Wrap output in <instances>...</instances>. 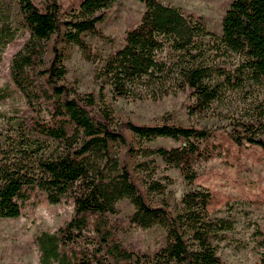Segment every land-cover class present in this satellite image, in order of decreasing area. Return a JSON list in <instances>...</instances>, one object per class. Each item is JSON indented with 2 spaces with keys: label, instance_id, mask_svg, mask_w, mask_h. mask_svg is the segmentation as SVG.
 I'll return each instance as SVG.
<instances>
[{
  "label": "trees",
  "instance_id": "16d2710c",
  "mask_svg": "<svg viewBox=\"0 0 264 264\" xmlns=\"http://www.w3.org/2000/svg\"><path fill=\"white\" fill-rule=\"evenodd\" d=\"M108 1L81 0L63 20L59 0H0V63L21 30L14 19L17 7L30 31L10 60L13 87L28 107L23 110L26 124L0 133V217L21 216L40 192L50 204L72 199L75 212L67 223L36 236L40 264H227L219 250L233 223L211 215V192L203 187L185 192L174 216L147 202L114 146L139 158L136 170L155 195L166 194L173 183L169 175H160L164 169H178L190 182L215 159L230 168L264 162V0H231L221 34L180 6L145 0L140 21L128 31V42L116 50L115 59L83 39L90 34L113 43L98 29ZM61 34L95 66L101 97L112 64L150 78L168 71L166 52L178 53L181 71L196 83L219 81L207 104L219 124L199 129L116 121L92 92L68 87V70L56 44L46 65L49 43ZM123 126L141 146L127 140ZM159 138L179 145L142 144ZM124 200L134 208L129 217L134 227L164 230L165 243L154 254L135 252L121 242L119 223L112 217ZM255 235L259 264H264V234Z\"/></svg>",
  "mask_w": 264,
  "mask_h": 264
},
{
  "label": "rangeland",
  "instance_id": "374dc122",
  "mask_svg": "<svg viewBox=\"0 0 264 264\" xmlns=\"http://www.w3.org/2000/svg\"><path fill=\"white\" fill-rule=\"evenodd\" d=\"M62 4L65 20L81 0H59ZM180 6L188 15L202 16L208 30L221 34L222 20L231 0H164ZM145 0H109L104 9L103 19L98 29L104 36L113 39V43L98 36L84 35V40L97 49L113 53L127 43V33L142 17ZM15 23L21 27L16 40L11 43L0 63V133L9 126L26 124L23 110L28 105L13 87L10 73V60L30 38V31L23 24V17L17 7ZM64 30V28H63ZM56 44L63 54V63L68 73L65 83L80 93L92 92L98 100L111 110L116 121L130 120L139 125H157L162 123L186 127H213L218 125L216 117L209 111L207 104L216 94L218 80L205 79L196 83L190 75L184 74L179 67L178 53L166 52L170 62L168 71L150 78L141 77L127 69L112 64L104 79L102 97L100 84L95 79V66L81 56L79 48L67 43L62 34L53 37L46 54V65ZM9 94L8 97H3ZM102 103V102H101ZM127 140L136 148L140 141L126 126H123ZM2 137L0 134V144ZM144 146L173 147L178 142L169 138H159ZM121 160L129 164L130 170L146 200L153 206H164L174 216L181 211L182 195L197 187L211 192L209 211L212 216L230 219L233 229L227 233V239L219 250L222 261L227 264H259L260 249L256 244V233L264 234V162L245 161L239 168L226 167L218 159L208 162L201 168L200 175L193 181H187L178 169H164L160 175H169L173 183L166 194H151L142 175L136 170L139 158L127 152L124 146H114ZM162 163L161 160H159ZM21 216L15 218L0 217V264H40V253L36 236L45 230L56 231L64 226L74 215L75 207L68 198L58 204H50L44 193H38ZM120 213L113 216L120 226L119 238L129 249L135 252L154 254L165 243V232L159 227L141 229L129 222L134 208L128 200L119 204Z\"/></svg>",
  "mask_w": 264,
  "mask_h": 264
}]
</instances>
